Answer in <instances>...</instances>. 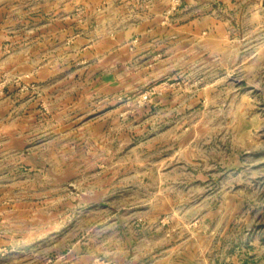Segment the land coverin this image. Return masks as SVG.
<instances>
[{
    "label": "rangeland",
    "instance_id": "374dc122",
    "mask_svg": "<svg viewBox=\"0 0 264 264\" xmlns=\"http://www.w3.org/2000/svg\"><path fill=\"white\" fill-rule=\"evenodd\" d=\"M66 1L86 63L0 64V264H264V0H195L194 45L183 0Z\"/></svg>",
    "mask_w": 264,
    "mask_h": 264
},
{
    "label": "crops",
    "instance_id": "0c3cea01",
    "mask_svg": "<svg viewBox=\"0 0 264 264\" xmlns=\"http://www.w3.org/2000/svg\"><path fill=\"white\" fill-rule=\"evenodd\" d=\"M163 3L166 6L168 0L159 2L160 12H163V8H165ZM159 9L156 10L158 13ZM185 9L191 13V17L185 21L186 23L183 26L191 30L192 38L190 36L181 37L179 40L181 42L185 41L187 45L191 43L194 45L196 40V1L183 0L181 10L185 11ZM73 20L72 5L66 0L63 5H58L56 0H47L44 3L39 0L38 3L34 2L32 6H26L20 0H0V64L15 58L19 63L30 67L33 77L38 81L53 80V78L61 75L64 77L71 76L74 55L79 56V52L74 54V50L82 51V57L80 56V58L84 59L81 63H86L88 60L83 57L88 52L86 51L88 40L79 36V34L74 36ZM150 23H152V20H150ZM113 47L115 49L131 50L128 44L121 40H114ZM11 51L13 54H10ZM1 69L2 66H0ZM162 69L159 68L160 72L169 68L162 67ZM64 88L65 90L68 89L66 85ZM177 92L180 91L172 87L165 91L166 94ZM3 153H5V150L4 152L0 150V156ZM83 248L82 243L74 247L77 257L73 264H90L87 263L88 261H84L89 255L85 253ZM145 249L141 261L138 262L124 257L119 258L116 264H153L151 258L147 259V250ZM149 253L151 254V250H149ZM161 259V264H169L165 254L164 256L162 254ZM236 264L246 263L241 261V263Z\"/></svg>",
    "mask_w": 264,
    "mask_h": 264
}]
</instances>
